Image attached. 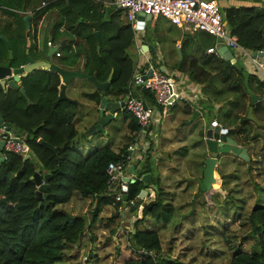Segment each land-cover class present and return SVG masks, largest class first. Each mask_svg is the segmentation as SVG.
I'll use <instances>...</instances> for the list:
<instances>
[{"label": "trees", "instance_id": "1", "mask_svg": "<svg viewBox=\"0 0 264 264\" xmlns=\"http://www.w3.org/2000/svg\"><path fill=\"white\" fill-rule=\"evenodd\" d=\"M1 10L0 28L4 30V27H8L11 30L9 37L4 35L11 44L13 66L22 65L26 58L24 13L35 12L37 22L45 12H51L55 16L51 43L57 44L60 37H64L66 43L63 54L59 45L57 56L63 63L62 68L71 71L83 68L87 76L94 75L101 82L107 80L112 70L106 93L127 94L136 64L128 55L134 32L130 24L122 21L121 8H103L94 0H0ZM223 12L224 21L242 47L251 52L264 50V8L232 7ZM94 21L101 23L99 51L90 24ZM43 54L42 49L41 56ZM7 55L8 48L0 39V62L5 61ZM214 57V60L221 62L224 74H227L230 66L235 65L218 55ZM187 58L182 61L180 72L192 83L210 82L212 73L199 64L194 55ZM59 84V75L45 69L35 70L24 77L21 86L31 105L20 95L18 88H9L5 92L0 86V117L18 132L25 131L30 135L28 139L24 138L30 150L28 158L3 151L5 158L0 162V264H58L65 257L67 247L79 244L83 235L88 239L93 237L98 216L106 206L114 209V213L106 218L107 223L101 225L108 230L109 238L120 226L119 220V223L116 222L120 217V203H113V197L107 194L104 170L108 162L117 160L134 142L139 132L137 120L131 113L122 110L129 130L127 143L118 152L104 147L84 157L71 145L77 136L73 118L78 106L66 100L53 105ZM139 94L147 104H156L150 91L140 90ZM84 95L96 105L105 96L98 91ZM158 110L162 112L163 107H158ZM184 111L189 114L192 109L187 106ZM40 123L43 125L33 132V128ZM200 135H203L202 131ZM38 139L59 149L51 151L40 145ZM150 157H146L140 174L151 171ZM37 169L50 174L46 197L42 196L41 199L36 197V185L31 180ZM154 182L152 178L147 183L136 180L129 184L128 197L135 204L128 210L127 216L136 211L137 215L133 227L126 223L123 228L128 247L136 252V257L127 259L123 264H189L162 255L157 230L139 227L146 215L155 223H168L175 210L173 204L165 202L161 189H157L154 198L144 204L137 197L141 189ZM77 194L94 201L90 218L59 208ZM140 204H143L141 210L138 209ZM247 224L255 243L249 251H233L229 264H264V205L255 206L249 212Z\"/></svg>", "mask_w": 264, "mask_h": 264}, {"label": "rangeland", "instance_id": "2", "mask_svg": "<svg viewBox=\"0 0 264 264\" xmlns=\"http://www.w3.org/2000/svg\"><path fill=\"white\" fill-rule=\"evenodd\" d=\"M2 15L3 11L1 10L0 16ZM121 19L126 21L123 13L121 14ZM163 21L169 27L166 34L167 44L174 45L175 41L173 40L178 39L183 44L181 49H185L187 43L189 46L192 45V53L199 59V63L205 67L207 59H215L214 53L209 55L206 53V48L214 45L215 36L206 32L203 33V31L194 32L190 35L182 29L176 28L167 20L163 19ZM47 22L50 23L52 21H47V18H43L40 27H43ZM39 31L38 36L41 46L46 48L45 39L48 35L43 32L42 28ZM4 34L9 37L11 30L8 27H4V30L0 28V35L5 37ZM194 38L197 39L196 43L193 41ZM0 39L2 40V38ZM58 40L57 44L60 45V52L63 54L66 47L65 38L60 37ZM163 41L167 42L166 39ZM165 46L162 48V58H164V49H167ZM172 49L175 51L177 47ZM135 53L136 51L134 50H128V55L133 60L137 59ZM153 59H156V57L154 56ZM49 60L56 62L61 67L63 65L61 59L54 57V55ZM173 60V64L176 66L172 68L173 65L170 66L167 63V73L178 76L180 81L189 80L185 74L180 72L182 62L178 59ZM213 65H216L215 73L210 82L204 85L205 89L203 92L210 89L211 93H206L207 99L201 103L202 107L206 109V112L202 114H204V117L207 115L224 117L227 111H231L230 114L234 115V122L232 120L227 123L234 125V131L230 135H233V138L240 144H249L245 146H250V142L253 143L254 148L252 152L248 151V159H227L224 165L220 164L222 167L217 165L215 168V174H218L219 171H225L228 165L229 171L233 173L232 177H235L236 181H238L236 185L234 184L235 182L231 183L230 178L223 179V183L217 179L210 189L202 191L198 181L200 190L198 189L199 194L196 199L189 198L191 194L185 196L186 194L184 193L183 195L177 193L172 200L168 201L175 207L170 222L165 224L163 222L155 223L154 220L146 215L145 220L139 225L142 229L157 230L161 239L162 255L189 264H229L232 252L236 249L251 250L252 245L255 243V238L249 234L251 228L247 224V216L255 206L264 205V126L263 129L255 128L254 132L250 130V133L247 131V133L242 135L241 132L244 128L238 133L237 131L241 126L239 123L235 124V117L237 121L239 113L244 112L246 120L251 96L259 98L253 107L254 119L259 121L255 116L258 112H263L264 115V83L258 77L248 74L244 68L242 69L240 62L233 63L234 66L229 67L227 74H224V70L221 71V62L217 59L214 60ZM71 82L78 88H74L71 92L67 90L66 93L79 102L77 113L73 118L77 136L71 145L77 148L84 157L104 147H109L118 152L127 143V136L129 135V130L125 124L126 121L123 120V113L118 111L116 116L106 124L103 132L89 135L88 131L91 125L98 117V106L96 102L90 101L91 99L85 96L84 93H93L98 90L86 78H73L68 82V88L71 86ZM181 87L187 93V96H185L187 99L193 100L201 97V93L197 90L189 92L188 83H184ZM216 89L217 91L214 92L213 90ZM79 91L84 93H79ZM102 93L112 100H122L124 98V95H116L113 92L106 93V91H103ZM185 102L186 100L179 99L173 104L174 106L165 108L164 114H162L161 128L156 133L161 139L165 137L168 140L167 146L171 145L168 148L169 153L174 157V162L181 161L188 170L192 171L195 169L197 175L201 176V169H203L202 163H200L201 158H197L195 152L193 154L191 151H187V147L193 144L198 137L196 133V135L192 136L189 132L196 128L197 130L202 128L201 124L203 122L201 119L203 117L201 116L202 118H196L190 123H185L192 118V115H190L189 119L183 120L179 112V105ZM177 104L178 106L176 107L175 105ZM215 104H220L218 109H215ZM173 118H175L174 121ZM238 134L242 136H238ZM245 141H249V143ZM198 152L202 156L205 155L204 158L209 154V152H205L203 143ZM185 153L188 154L186 155ZM219 156L218 161L220 162L223 160V155ZM186 175L188 174L180 176H184L183 187H188L186 191L188 192L189 189L196 187V182L189 181ZM220 175L223 178L226 173L220 172ZM93 206L94 201L92 198H82L77 194L68 203L60 205L59 208L65 209L69 213L86 215L90 218V213L94 209ZM113 213L114 209L112 207H105L98 216V226L94 229L93 237L88 239V236L83 235L79 244L74 247H67L65 257L58 264H123L127 259L136 257V252L128 247L129 244L125 238L123 227L119 226L117 229L118 234L114 235L113 238L110 237V240L108 230L101 226L103 223H107L106 218ZM118 220L120 225L127 223L130 228L131 226L133 227V218L127 220V217L123 216L116 219L117 223H119Z\"/></svg>", "mask_w": 264, "mask_h": 264}, {"label": "built area", "instance_id": "3", "mask_svg": "<svg viewBox=\"0 0 264 264\" xmlns=\"http://www.w3.org/2000/svg\"><path fill=\"white\" fill-rule=\"evenodd\" d=\"M113 3L123 10L127 23L133 29L134 37L138 36L136 24L137 16L140 13L153 18L164 17L178 27H187L193 31H203L212 36L221 37L231 51L233 58H239L240 61H243L247 72L257 76L264 83V56H254L253 52L238 43L236 36L232 34L224 22L219 0H113ZM48 45L56 46L50 41H48ZM207 52L218 55L213 47L208 48ZM136 53L139 57L136 60L128 92L122 100L124 101L123 110L131 113L137 120L139 132L136 137L139 138L150 133L149 126L154 122L158 107H170L179 99L191 102H194L195 99L189 100L185 97L187 93L181 87L183 82L179 80L178 76L165 71L162 72L159 70V66L150 59L141 60L139 46H136ZM55 55L59 56L57 50ZM140 69L143 71L141 72ZM149 69H151V76L146 77ZM140 90L150 91L156 104H147L139 94ZM188 90L189 92L196 91L193 86H189ZM0 140L5 143L3 151L13 152L21 156L30 154L29 147L22 136L17 137L11 131H3ZM136 150V144H129L126 151L121 153L117 160L108 162L104 170L107 194L113 197V203H120L118 212L121 217L126 216L127 220L133 218L134 221L137 211L131 212L128 216L127 212L134 206L135 201L128 198L125 207H123L122 202L123 196L129 191L132 176L128 170L132 162L136 160L137 154H134ZM3 151L2 156L5 158ZM120 226L122 228L124 225L121 224Z\"/></svg>", "mask_w": 264, "mask_h": 264}, {"label": "crops", "instance_id": "4", "mask_svg": "<svg viewBox=\"0 0 264 264\" xmlns=\"http://www.w3.org/2000/svg\"><path fill=\"white\" fill-rule=\"evenodd\" d=\"M94 2L95 3H100L103 8H107V9L108 8L109 9H113V7H117L113 3V0H94ZM219 2H220V6H221V11H222L223 14H224V12H223L224 9L232 8V7H235V8H238V7L264 8V0H261V1H258V0H243V1L242 0H219ZM43 5H44V3H43ZM117 8H119V7H117ZM43 18H47V21L49 20V21H52V22H50V23L47 22V24H44L43 27L42 26L40 27V25L42 24V19ZM163 19H165V18L164 17H156V18L150 17V19L147 20L146 17H145V19L142 20V19H139L138 16H137V24H136L137 26H136V28H137L138 36L133 38V45L129 49L136 51V46H139L140 49H141V55H140L141 60L144 61L146 59L147 60L150 59L151 61H153L154 64L159 66V70H160L161 67H163L164 70L163 71L161 70V71L162 72H164V71L167 72V70H168V68L166 67L167 63L170 64V66L173 65L172 66V68H173V67L176 66V65L173 64V62H174L173 59H176V60L178 59L180 62H182L183 60L188 59L187 58L188 55H191V54L194 55V53H192V47H191L192 45L189 46L188 43H187V45H185V49H181V47H183V44L178 39L177 40H173V41H175L174 45L173 44H167L168 41H167L166 34L168 33L167 30H169V27L165 25V22L163 21ZM165 20H167V19H165ZM167 21L170 24H172L169 20H167ZM53 22L55 23L54 14H52L51 12H45L39 18L38 24L36 25V31H37V39H36L37 41L36 42L38 43L37 45H39V47H40V48L39 47L38 48L40 50L43 49L44 53L47 51L48 47H51L50 45H48V41L51 42L50 33H51V30H52V27H53L52 26ZM123 22L127 23V21H123ZM224 22L226 23V21H224ZM172 25H174V24H172ZM174 26L176 28H178V29H182L184 32H187L190 35H192L194 32H198V31H193V30H191V29H189L187 27H178L176 25H174ZM226 26L231 31V29L227 25V23H226ZM41 28L43 29V32L47 33V35H48L46 37V39H45L46 48H42L43 46H41V43H40V40H39L38 33L40 32L39 30ZM203 33H205V32H203ZM164 39H166L167 42H164L163 41ZM193 41L196 43L197 39L194 38ZM215 42H216V39H215ZM54 45L57 46V48H58L57 51H59V44H54ZM214 45H215V43H214ZM214 45L208 46L206 48V53L208 55L212 54V53H208L207 49L210 48V47L214 48ZM164 46L167 47V49L166 50L164 49V52H163V57L164 58H162L161 52H162V48ZM176 47H177V49L174 51L172 48H176ZM153 54L156 57V59H153V57H154ZM53 55H54V57H57L55 55V53ZM135 55H136V57L138 59L139 56L137 55V53H135ZM214 55L216 56L217 54L214 53ZM43 58L46 59L49 62H53V61L49 60L50 58H45L44 54H43ZM137 59H134V61H136ZM197 61L199 62L198 58H197ZM205 62H206V67L203 64H202V66L205 69H207L208 71H210L212 73V75H213L215 73V70H216V65H213L214 59L209 58ZM228 62H230V61H228ZM238 62L241 63L242 69L244 68V70H246L243 61H240L239 58L238 59L235 58V62L234 63H238ZM54 63H56V62H54ZM199 64H201V63H199ZM231 64H233V63H231ZM182 65L183 64H181V66ZM45 70H47V69H45ZM246 72H247V70H246ZM182 82H183V85H184V83H188V86H193L197 91H199L201 93V97L198 98V99H195L194 102L186 101L185 103L179 105L180 107L178 109H179V112H180L183 120H186L187 118L189 119L190 115L193 116L194 111H197V115L193 119H196V118L198 119L201 116L204 117V114H202V113H205L206 109L204 107H202L201 103H202V101H205L207 99L206 93L207 94L211 93L210 89H209V91L205 90L203 92V90L205 89V87H204L205 83H197V82L196 83L195 82L192 83L189 80H185V81H182ZM68 85L69 84L67 83L66 87H65V94L70 99H73L72 97L69 96V94L66 93V91L69 90L71 92L77 86L74 83H72V82H71V86L69 88H68ZM58 88H59V86H58ZM8 89L9 88H6V91ZM81 91H79V93H84V92H81ZM213 91L216 92L217 89L213 90ZM215 105H216L215 109H218V106H220V104H215ZM77 106L79 107V102L78 101H77ZM175 106L177 107L178 104L175 105ZM187 106L190 107V109H192L191 113H189V114L185 113V111H184V109ZM249 106H250V104H249ZM165 108L166 107H163L162 112L159 111V110L157 111V115L155 116L154 122H152V124L149 126L150 133L146 134L143 137H139V138L136 137L137 140L135 138L134 142L130 143V144H136V146H137V150L134 153V154H137V156L135 158L136 160L133 161L132 164H131L134 167V172H132L130 170V166L131 165L129 166V170H128L129 173L131 174V176L132 175L135 176L136 179L134 181L141 180V177L144 174H149L150 175L149 177H147L148 181L150 179H152V178H153V182H154V180H156L155 181L156 183L154 182V184L150 185L149 187L141 189V191L142 190L146 191L142 198L140 197V194H139V196H137L140 199H142L143 204L146 203L147 201L152 200L154 198V194H155V191L157 189H161L162 192H164L163 197H164L166 203H169L168 201L172 200L173 196L175 194H177V193H179V194L181 193V195H183V193H184V194H186L185 196H189V194H191V196L189 198H193V199H196L197 195L199 194L198 193V189H199L198 181L200 182V180L202 179L203 170H204V167H205L204 166V161H203V159H205L204 158L205 155L202 156V155H200L201 153L198 152V150H199V148H201V144H202V136H200V131L203 132V130H204L203 125L201 124L202 128L201 129L199 128L200 130H197V128H196V129H194V130L189 132V134H191L192 136L197 134L198 137L194 141L193 144H191L189 147H187V151H191V153H193V154L195 152V155L197 156V158H201L200 163H202L203 169H201L202 170V175L200 176V175H197L195 169H193L192 171L188 170V168H186L185 164H183L181 161L174 162V159H173L174 157H172L171 153H169V148H168V147H171V145L167 146V144L169 143L168 140L165 137H163L162 139H161V137H158V134L156 133V131L158 132L160 130V128H161L160 125H161V121H162V114H164L163 112L165 111ZM202 111H204V112H202ZM253 112H252V114H253ZM230 113H231V111H227V113L225 114L224 117H218L220 115H216V117L214 115L213 116L209 115V117L211 119L216 118L218 123H219V125H221V127L234 128V125H232L230 123L229 124L227 123V122H230L232 120L234 122V119H233L234 115L230 114ZM255 116H256V119L257 118L259 119V121H257L259 123H256L252 119L247 118V116H246V120H245L244 112L243 113H239L237 121H236V117H235V124L239 123V125L241 126V128L237 132L240 133L239 131L242 128H244V130L241 132V134L243 135V134L247 133V131H248V133H250V130L252 132H254L255 128H262L263 129V126H264V115H263V112L262 113L258 112L257 115H255ZM169 118H171V117H169ZM174 119L175 118H173V121H174ZM193 119L190 118L185 123H190ZM96 121H94L93 123H95ZM125 124L127 126V121H126ZM3 131H4V129H0V135L3 133ZM241 134H238V136H242ZM252 136H253V134H252ZM245 142H247V141H245ZM247 143H249V141ZM238 145L239 146L242 145V147L247 148V151H250V152H252V150L254 148V144L251 143V142H250V146H245V145H249V144H245L244 145L243 143H241V144L238 143ZM147 156H151L150 157L151 158V171L144 172V173L140 174L141 166H142V164H144L146 162V157ZM234 158L240 160L237 157H227L226 158V157L223 156L222 157L223 160H221L220 162L218 161L216 163L215 168L217 167V165L222 167V165L225 164V161H227V159L231 160V159H234ZM177 160H179V159H177ZM193 161L195 162V160H193ZM220 164H222V165H220ZM215 168H214L215 181H217V179H218V180H220V182L223 183V179L225 180V178L226 179L230 178L231 183L235 182L234 184L235 185L237 184L238 181H236L235 177H232L233 173H231V171H229L230 168H229L228 165L226 166L225 171H219L218 174H215V170H216ZM220 172L221 173L222 172L226 173V176L222 178V175H220ZM183 174H188L186 176H188L187 179L189 181L196 182V187H194L191 190L189 189L188 192H186L188 190V187H183L184 186V178H183L184 176H180V175H183ZM144 183H147V182H144ZM143 204L138 205V209L139 210H141V206H143ZM106 207H109V206H106ZM93 208H94V206H93ZM104 208L105 207H103L102 210H104ZM71 214H76V213H71ZM119 216L121 217V214H119ZM117 234H118V230L115 232L114 235L116 236ZM113 236L111 238H113ZM111 238H110V240H111Z\"/></svg>", "mask_w": 264, "mask_h": 264}, {"label": "water", "instance_id": "5", "mask_svg": "<svg viewBox=\"0 0 264 264\" xmlns=\"http://www.w3.org/2000/svg\"><path fill=\"white\" fill-rule=\"evenodd\" d=\"M150 19L148 15H143L140 13L138 15L139 19ZM29 15H26L24 17V22L26 25V28L29 26ZM91 26L93 27V35L95 38V41L97 43V51H99V27L100 22L94 21L90 22ZM226 24V23H225ZM0 38L5 42L7 48H8V57L5 61L0 62V86L6 91V88H18L20 95L27 101L28 105H31V101L28 98L24 88L21 86L22 81L21 78H24L28 76L30 73H32L35 70L38 69H47L50 72H54L59 75L60 78V84L58 88V94L57 98L54 101V106L58 104L62 100L70 101L74 105H77V101L74 99H70L65 94V87L66 84L71 81L75 77H81L86 78L88 81H90L98 91L103 92L105 91L109 85L110 80L112 77V70L110 71L107 80L104 82H101L97 80V78L94 75L87 76V74L84 72L83 68H80V70H66L59 65H57L54 62H49L46 59H40L37 61H34L30 56L27 55L25 62L20 66H13L12 65V59H13V53L11 50V44L9 41L2 35H0ZM57 46L54 47H48L47 51L44 53L45 58H51L55 51L57 50ZM214 49L218 53V55L225 61H230L231 63L235 62V59L232 56L231 51L228 49V47L225 45L221 37H216V42L214 45ZM27 53V51H26ZM253 55L258 56H264V50L253 52ZM160 70H164L163 67L160 68ZM142 72L143 70L140 69ZM151 76V69L147 71L146 77ZM135 96V95H134ZM259 99L257 96H251L250 100V107L248 108V114L247 118L252 119L254 122H257L253 117V106L255 102H257ZM124 109V101L123 100H112L108 99L106 96H102L100 98V102L98 104V117L97 121L91 125L88 134L92 135L97 132H103L106 124L110 122L118 113V111H122ZM197 115V111H194L192 119ZM204 118V119H203ZM202 118V124H203V135H202V143L204 145V149L206 152L211 153L212 155H223L226 157H238L239 159H248V152L247 148L239 146L236 139H234L230 133L234 131L233 128H224L219 125L216 118L211 119L209 115ZM43 123H40L36 127L33 128V132L37 131ZM0 129H4V131H11L15 136L17 137H23L25 139L29 138V134L25 131L18 132L15 128L11 126V124L4 120V118L0 117ZM38 142L43 147L51 150L56 151L59 149V147L52 146L48 144L47 142L43 141L42 139H38ZM4 141L0 140V162H3L4 157L2 156V151L4 149ZM208 156L204 159V170H203V176L202 179L199 182V186L202 191H205L206 189H210L211 186L215 183V176H214V168L216 166V163L218 162V159L213 156ZM29 155H25L24 158H28ZM130 170L134 172L133 165L130 166ZM149 174H144L141 177V180L144 182H147L149 177ZM49 173H45L42 169H38L33 176L31 177V180L34 181L36 185L35 195L38 199H41L43 196L46 197V193L49 188ZM135 176L132 175L130 179V183H132L135 180ZM127 180V179H126ZM145 190H142L140 192V197L142 198L145 194ZM128 194H125L123 196V202L122 205L125 207L126 202L128 200Z\"/></svg>", "mask_w": 264, "mask_h": 264}, {"label": "flooded vegetation", "instance_id": "6", "mask_svg": "<svg viewBox=\"0 0 264 264\" xmlns=\"http://www.w3.org/2000/svg\"><path fill=\"white\" fill-rule=\"evenodd\" d=\"M35 12H29V13H24V16L22 17L23 21H24V17L26 15H29V26L28 28H26L25 33H24V38L26 41V47L25 49V54L26 57L27 55L30 56L34 61L40 60L43 58V56H41V50L39 49V45H37L38 43L36 42L37 40V31H36V25L38 24V20L37 22L35 21V16H34ZM25 24V22H24ZM26 26V25H25ZM39 47V48H38ZM27 51V53H26ZM8 57V55H7ZM44 59V58H43ZM26 60V58H25ZM25 62V61H24ZM23 78H21L20 80L22 81ZM234 129V128H233ZM233 137V135H231ZM242 146V145H241ZM206 152V151H205ZM248 152V151H247ZM209 156H213L216 157L218 159V155H210ZM238 158V157H237ZM216 182V181H215Z\"/></svg>", "mask_w": 264, "mask_h": 264}]
</instances>
